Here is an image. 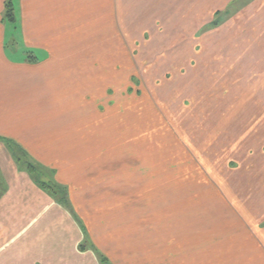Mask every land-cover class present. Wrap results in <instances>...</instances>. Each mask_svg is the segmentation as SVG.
Instances as JSON below:
<instances>
[{"label": "crops", "instance_id": "0c3cea01", "mask_svg": "<svg viewBox=\"0 0 264 264\" xmlns=\"http://www.w3.org/2000/svg\"><path fill=\"white\" fill-rule=\"evenodd\" d=\"M6 1L0 0V136L17 139L40 160L37 148L53 152L57 147V162L46 165L56 168V178L74 190L105 191L110 197L118 196L119 191L170 190L169 185L176 182V165L165 170L166 181H162L161 154L153 150L146 172L149 161H145L144 136L139 138L138 131L134 137L127 135L130 108L114 104L107 96L115 56L122 59L128 54L127 32L123 34L119 16L130 13V0H11L13 21H20L30 50L20 61L8 53ZM140 1L138 8L143 10L135 13L161 12L160 0ZM228 1L214 3L221 8ZM237 18L248 25L243 28L240 21L230 20L216 29L215 42H223L233 33L225 52L236 53L231 58L236 63L241 61L242 50L252 63L246 71L256 73L258 81L250 89L247 74H243L244 84L234 89L243 93L246 104L235 93L231 103H225V97L223 103H217V149L221 147L228 158L246 163L236 174L230 169L223 173L233 175L226 186L220 181L214 184L206 177L209 168L190 152L195 168L205 175L204 187L213 190L215 186L218 207L223 211L216 218L217 249H213L221 256L172 264H264V0H255ZM246 30L248 34L243 33ZM114 47H124L125 55L118 50L114 53ZM222 68L225 76L231 74L226 72L227 66ZM53 95L59 96L57 104L50 103ZM253 95L258 104L252 102ZM33 107L44 112L38 122L29 120ZM202 136L212 141L213 135L203 132ZM49 143L56 145L52 151ZM257 146L260 151H252ZM255 164L262 166L260 176L248 167ZM82 172L85 178L79 175ZM161 183L165 187L161 188ZM0 188V264H103L94 250L82 245L85 234L80 221L25 168L17 166L2 142ZM69 198L76 208L72 195ZM127 204L124 202V211L129 213ZM120 205L123 207L122 201ZM207 219L200 236V250L204 251L213 247ZM89 232L93 234L91 228ZM224 250H248L249 256L225 258Z\"/></svg>", "mask_w": 264, "mask_h": 264}, {"label": "rangeland", "instance_id": "374dc122", "mask_svg": "<svg viewBox=\"0 0 264 264\" xmlns=\"http://www.w3.org/2000/svg\"><path fill=\"white\" fill-rule=\"evenodd\" d=\"M215 1L220 0H160V13L140 14L135 12L143 10L138 8L141 1L130 0V13L119 16L123 34L127 32L128 54L122 59L115 56L113 77L107 80V96L114 104L130 108L127 135L134 137L138 131L139 138L144 136L145 161H149L145 164L146 172L151 165L153 150H159L161 154L162 181H166L165 170L176 165L173 175L176 182L169 185L170 190L119 191L121 199L120 194L110 197L111 194L105 191L74 190L56 178V168L46 165L48 161L57 162V147L53 152L36 147L43 159L40 160L17 139H0L9 148L17 166L28 170L29 163H32L42 172L43 180L55 184L53 186L63 196H58V200L80 221L85 234L82 245L94 250L103 264H172L179 260L221 256L220 251L213 249H217L216 218L223 211L218 207L215 186L213 190L204 187L205 175L195 168L198 166L190 160V152L196 153L209 168L210 175L206 177L214 184L220 181L226 186L232 174L245 166V160L228 158L221 147L218 148L221 151L217 149L216 106L223 103L224 97L225 103L234 101V93L236 97L240 96V102L245 103L243 93L234 89H239L238 85L245 81L252 89L258 75L246 71L247 65L252 63L247 62L248 57L242 50L239 52L241 61L236 63L231 60L236 53L225 52L233 33H228L225 41L215 42L216 29L230 20L240 21L243 28L248 25V21L238 20L237 15L255 0H229L221 8L215 5ZM182 2L190 4L181 5ZM4 21L7 24L8 53L12 59L20 61L30 54L21 23L7 17ZM243 33L248 34V31ZM116 36L114 33V43L117 42ZM117 50L125 55L124 47L121 50L114 47V53ZM223 66H227V73L231 72L229 76L220 72V69L224 72ZM238 68L240 70L235 72ZM243 74H247L245 81ZM58 99L59 96H50V103L57 104ZM254 101L259 102L256 95H253ZM36 103L34 101V106ZM32 110L29 120L38 122L44 112L36 107ZM223 111L226 113V106ZM138 112L141 115H137ZM203 132L213 135L211 142L202 136ZM48 145L51 151L56 146L53 143ZM260 148L257 146L252 151L259 152ZM248 167L254 169L256 176L262 174L260 164ZM228 169L232 174L223 175ZM83 173L79 175L85 178ZM163 185L160 184L161 188L165 187ZM71 195L79 213L72 206ZM124 202L129 213L124 211ZM204 218H209V225H205L209 227L210 243L213 244L210 246L212 250L205 251L200 250ZM222 254L234 259L248 257L249 251L224 250Z\"/></svg>", "mask_w": 264, "mask_h": 264}, {"label": "trees", "instance_id": "16d2710c", "mask_svg": "<svg viewBox=\"0 0 264 264\" xmlns=\"http://www.w3.org/2000/svg\"><path fill=\"white\" fill-rule=\"evenodd\" d=\"M5 17L9 18L12 21L15 20V15H14L13 8H12V5H11V0H7L6 1ZM0 139H2L1 136H0ZM3 140H5V139L3 138ZM8 141L11 142L10 140H8ZM28 162H30V161H28ZM28 167H29L28 170H27V168H25V169L29 172V174H31L34 177L35 181L42 188H44L46 190H49L50 193L54 194V196H56L57 198H58V196L63 197L58 192V189L55 186H53L55 184H53L51 181H45V180L42 179V176H41L42 175V172H39L38 169H37V167H35L32 163H29V166ZM34 171H35V174L33 173ZM60 191H64V190L60 189ZM0 194H1V188H0ZM64 199H66V198H64Z\"/></svg>", "mask_w": 264, "mask_h": 264}]
</instances>
